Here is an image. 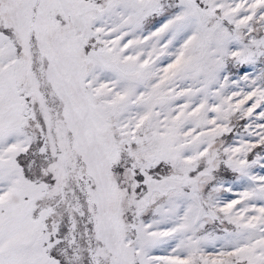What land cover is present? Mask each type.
Masks as SVG:
<instances>
[{
  "label": "snow or ice",
  "instance_id": "obj_1",
  "mask_svg": "<svg viewBox=\"0 0 264 264\" xmlns=\"http://www.w3.org/2000/svg\"><path fill=\"white\" fill-rule=\"evenodd\" d=\"M0 264H264V0H0Z\"/></svg>",
  "mask_w": 264,
  "mask_h": 264
}]
</instances>
